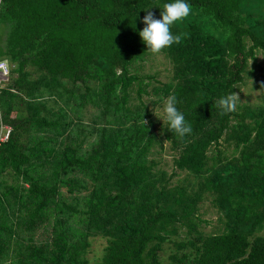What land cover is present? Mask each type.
Returning <instances> with one entry per match:
<instances>
[{"label":"trees","instance_id":"1","mask_svg":"<svg viewBox=\"0 0 264 264\" xmlns=\"http://www.w3.org/2000/svg\"><path fill=\"white\" fill-rule=\"evenodd\" d=\"M164 2L3 0L0 264H90L97 237V264H163L167 245L169 264H264V95L239 112L214 103L247 73L264 90V0H188L163 49L169 82L143 73L138 35ZM169 95L192 126L183 140L156 126ZM166 143L171 172L152 158ZM208 199L218 234L202 230Z\"/></svg>","mask_w":264,"mask_h":264},{"label":"rangeland","instance_id":"2","mask_svg":"<svg viewBox=\"0 0 264 264\" xmlns=\"http://www.w3.org/2000/svg\"><path fill=\"white\" fill-rule=\"evenodd\" d=\"M2 38L0 35V52L2 51ZM259 60L264 63V56L259 55ZM143 73L151 74L157 76V78L162 82H169L172 77V66L163 53V49L159 54L153 55L150 59L144 64ZM264 90L256 86V77L250 76L249 73L245 74V82L239 86L236 94L234 95L236 98V111H242L244 107L247 108H255L262 104L263 102ZM159 106H155L152 110L155 113V109L159 111ZM97 110L93 107L90 108L89 111L86 112L85 118H87V125L91 126L90 119L93 114H96ZM157 118V117H156ZM157 128L160 129L164 127V124L161 120L157 118ZM169 144H165V150L160 151L157 155H154L152 158L159 162L161 169H165L168 172H171V166L173 164V152L169 148ZM232 148L226 149V155L228 157L232 156ZM184 176L176 180L183 179ZM201 216L203 220L206 221L207 224L202 226V230L206 235L218 234L222 230V226L220 224L219 216L212 206L211 199H208L202 204ZM92 246L88 254V259L90 264L99 263L103 256L105 249L108 245V241L105 238L97 237L91 240ZM173 246L167 245L165 247L164 252L161 257L163 260V264H169V256L172 254Z\"/></svg>","mask_w":264,"mask_h":264},{"label":"clouds","instance_id":"3","mask_svg":"<svg viewBox=\"0 0 264 264\" xmlns=\"http://www.w3.org/2000/svg\"><path fill=\"white\" fill-rule=\"evenodd\" d=\"M158 7L161 9L160 18H154L153 13L147 11L142 20L145 27L138 31L142 43L153 55L180 42L182 34H173L171 29L174 25L180 24L191 12L188 0H165ZM214 103L224 113H230L235 110L236 98L232 94H226ZM177 104V97L169 95L160 105L159 111L155 109V115L168 131L183 140L191 135L192 126L185 119L184 113L177 107Z\"/></svg>","mask_w":264,"mask_h":264},{"label":"built area","instance_id":"4","mask_svg":"<svg viewBox=\"0 0 264 264\" xmlns=\"http://www.w3.org/2000/svg\"><path fill=\"white\" fill-rule=\"evenodd\" d=\"M2 3L3 0H0V8L2 6ZM9 74V63L7 61H0V76L2 77L0 78V89L3 87V83L5 82L3 78L7 79ZM12 132L13 129L4 123V117L0 109V149L10 141Z\"/></svg>","mask_w":264,"mask_h":264},{"label":"crops","instance_id":"5","mask_svg":"<svg viewBox=\"0 0 264 264\" xmlns=\"http://www.w3.org/2000/svg\"><path fill=\"white\" fill-rule=\"evenodd\" d=\"M0 78H2L1 76H0ZM5 81L7 80V79H5V78H3ZM0 109H1V106H0ZM1 112H2V115H3V117H4V114H3V111L1 110ZM4 123L6 124V122H5V119H4ZM6 125H8V124H6ZM8 126H10V125H8ZM11 127V126H10ZM12 128V127H11Z\"/></svg>","mask_w":264,"mask_h":264}]
</instances>
